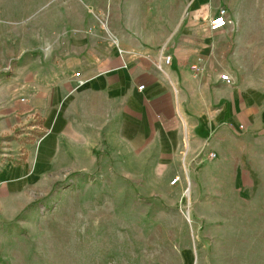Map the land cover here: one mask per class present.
I'll use <instances>...</instances> for the list:
<instances>
[{"label":"crops","instance_id":"obj_1","mask_svg":"<svg viewBox=\"0 0 264 264\" xmlns=\"http://www.w3.org/2000/svg\"><path fill=\"white\" fill-rule=\"evenodd\" d=\"M220 2L12 8L13 21L1 11L0 218L30 204L54 175L80 171L98 144L186 157L175 171L191 172L208 152L226 157L241 135L262 129L264 21L253 20L257 8H228L231 24L210 30Z\"/></svg>","mask_w":264,"mask_h":264},{"label":"rangeland","instance_id":"obj_2","mask_svg":"<svg viewBox=\"0 0 264 264\" xmlns=\"http://www.w3.org/2000/svg\"><path fill=\"white\" fill-rule=\"evenodd\" d=\"M218 7L257 8L253 20L264 21V0H221ZM12 8L105 4L0 0L4 20H15ZM256 79L264 85V75ZM241 136L232 154L212 152L191 172L175 171L186 157L98 144L80 171L54 175L30 204L0 218V264H264V127Z\"/></svg>","mask_w":264,"mask_h":264},{"label":"built area","instance_id":"obj_3","mask_svg":"<svg viewBox=\"0 0 264 264\" xmlns=\"http://www.w3.org/2000/svg\"><path fill=\"white\" fill-rule=\"evenodd\" d=\"M231 24V20L228 18L227 16V9L224 7H221L219 9V11L210 18V20L208 21V27L210 30H218L220 28H223L227 25ZM113 42H115V40H113ZM170 57L169 56H165L163 57V61L165 63H169L170 62ZM75 75H79V72H75ZM220 79L223 80L226 83H230L231 82V78L229 77V75L227 73H222L220 74ZM145 88V85L143 83H140L137 86V90L138 91H142ZM0 155H1V143H0ZM209 157L213 156L212 152L208 153ZM178 181V178H174L171 181V184H175Z\"/></svg>","mask_w":264,"mask_h":264}]
</instances>
